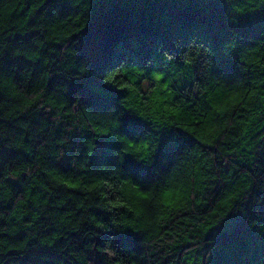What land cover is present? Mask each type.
<instances>
[{
  "label": "trees",
  "instance_id": "1",
  "mask_svg": "<svg viewBox=\"0 0 264 264\" xmlns=\"http://www.w3.org/2000/svg\"><path fill=\"white\" fill-rule=\"evenodd\" d=\"M0 264H264V0H0Z\"/></svg>",
  "mask_w": 264,
  "mask_h": 264
}]
</instances>
